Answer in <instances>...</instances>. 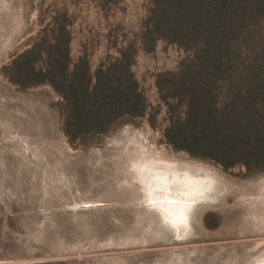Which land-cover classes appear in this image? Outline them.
I'll return each mask as SVG.
<instances>
[{
	"label": "rangeland",
	"instance_id": "rangeland-1",
	"mask_svg": "<svg viewBox=\"0 0 264 264\" xmlns=\"http://www.w3.org/2000/svg\"><path fill=\"white\" fill-rule=\"evenodd\" d=\"M152 9L153 0H0V264H255L264 255V171L227 170L166 142L157 75L188 54L164 41L145 51ZM59 14L70 21L73 62L87 57L92 76L135 45L148 116L75 146L52 87L9 81L3 67ZM147 158L210 181L185 224L170 225L147 201L133 170Z\"/></svg>",
	"mask_w": 264,
	"mask_h": 264
},
{
	"label": "trees",
	"instance_id": "trees-1",
	"mask_svg": "<svg viewBox=\"0 0 264 264\" xmlns=\"http://www.w3.org/2000/svg\"><path fill=\"white\" fill-rule=\"evenodd\" d=\"M72 41L68 16L59 14L3 73L21 88L48 85L62 97L75 146L122 119L148 116L133 43L92 76L87 57L73 62ZM162 41L188 54L176 71L157 75L166 142L227 170L264 171V0H153L145 51Z\"/></svg>",
	"mask_w": 264,
	"mask_h": 264
},
{
	"label": "bare ground",
	"instance_id": "bare-ground-1",
	"mask_svg": "<svg viewBox=\"0 0 264 264\" xmlns=\"http://www.w3.org/2000/svg\"><path fill=\"white\" fill-rule=\"evenodd\" d=\"M133 170L147 201L155 204L164 220L174 227L186 223L193 202L210 188L207 178L196 177L190 172L182 174L176 165L158 159L135 161ZM194 186L199 188L197 193L191 192ZM254 262L264 264V255Z\"/></svg>",
	"mask_w": 264,
	"mask_h": 264
},
{
	"label": "flooded vegetation",
	"instance_id": "flooded-vegetation-1",
	"mask_svg": "<svg viewBox=\"0 0 264 264\" xmlns=\"http://www.w3.org/2000/svg\"><path fill=\"white\" fill-rule=\"evenodd\" d=\"M261 257V256H260Z\"/></svg>",
	"mask_w": 264,
	"mask_h": 264
}]
</instances>
